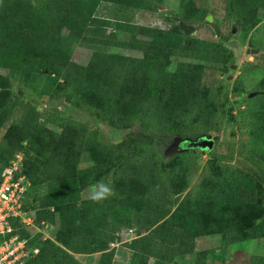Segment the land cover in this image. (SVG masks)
<instances>
[{"label":"trees","instance_id":"trees-1","mask_svg":"<svg viewBox=\"0 0 264 264\" xmlns=\"http://www.w3.org/2000/svg\"><path fill=\"white\" fill-rule=\"evenodd\" d=\"M223 4V23L235 27L244 42L260 20L262 1ZM94 7L83 0H0V55L6 60L1 68L13 75L33 55L43 58L45 71L36 82L24 83L32 98L13 97L1 105L5 116H17L0 140L2 167L25 149L23 173L30 188L23 209L35 225L54 228L51 240L31 234L18 218L10 219L12 235L26 239L31 251L23 264H83L77 256L98 253L110 264L113 251H104L113 235L125 230L134 232L124 244L131 251L129 264H173L196 239L212 233L220 235L221 255L232 245L264 238V112L243 108L235 113L250 92L241 79L227 89L213 74L222 57L235 61L233 51L223 42L198 49L175 31L172 41L160 31L150 40L135 34L119 39L106 33L109 23L93 16ZM180 19L186 23L184 16ZM72 44L93 49L87 65L69 60ZM28 45L32 53L22 49ZM108 48L142 56L109 53ZM52 74L62 80L53 88L48 83ZM9 85L0 74V89ZM252 92L264 98V78ZM43 94L47 99H41ZM40 100L45 107L36 105ZM94 122L113 131L137 130L138 136L116 144ZM226 123L235 125L237 142L227 155L211 152L196 181L199 166L191 151L166 160L147 141L158 136L217 138ZM82 162L93 164L82 170ZM82 175L90 187L109 180L116 196L77 205ZM123 182L136 185L135 192L122 190ZM67 186L73 192L59 193ZM39 188L43 192L33 195ZM190 264H204V258L197 256Z\"/></svg>","mask_w":264,"mask_h":264},{"label":"rangeland","instance_id":"rangeland-1","mask_svg":"<svg viewBox=\"0 0 264 264\" xmlns=\"http://www.w3.org/2000/svg\"><path fill=\"white\" fill-rule=\"evenodd\" d=\"M87 4L94 5L93 16L98 19L106 20L109 25L106 27V33H115L119 39H124L135 34L139 39H152L155 36L152 34L154 31H160L163 33L166 41H172L175 39L172 31L177 33L184 31L182 29H174L178 26V22L174 18H178L179 22L194 27V30L188 36L191 41L195 42L196 48H200L202 45L204 51H206V44H212L214 42H223L233 51L234 60L226 59L222 57L220 65H216V74L218 78L224 80L227 89H230L232 83L236 79H241L245 90L250 92L247 98L241 100L240 104L236 105V110L247 109V110H259L264 112V98L257 99V92H252L264 78V0H253L255 3L261 4L260 9V20L256 26L247 35L244 42L241 41V33L232 26H227L223 23V0H154L148 7H144L147 4V0H83ZM184 16L186 23L180 18ZM210 17L211 21H207L206 17ZM205 17V18H204ZM211 24H215L220 34L217 36L213 31ZM121 25V27H119ZM234 29V32H232ZM226 38L222 40V38ZM11 43V42H9ZM248 44H250L248 46ZM26 52L32 53V48L28 45L23 47ZM208 50V48H207ZM257 50V53L254 51ZM93 49L88 48L81 44H72L69 51V60L81 65H87ZM107 52L114 54H121L130 57H141V52L124 50L119 48H108ZM202 54V53H201ZM205 56V52L202 54ZM58 59V58H57ZM56 60V59H55ZM6 61L2 59L0 55V64ZM234 61V62H233ZM24 65L21 68L16 69L13 75L9 74L8 69H3L0 66V74L2 78L9 79L10 85L6 89H0V140L1 137H5L7 129L10 124L16 119L15 114L5 116L2 111V103L8 101L10 98L19 97L25 101L26 96L32 98V94L24 86L25 82L34 83L39 79L45 71L43 69L44 60L43 58L29 55L24 58ZM191 64H201L202 61L191 60L188 61ZM232 63L229 71L220 73L221 68ZM234 66V67H233ZM175 68V62L172 61L169 65V69ZM62 82L61 77L58 74H52L48 76V83L53 88L57 84ZM4 81L2 84H5ZM42 100L47 99V95H42ZM39 107H45L44 102L41 100L36 102ZM78 117L87 118V115L81 114L78 111H74ZM95 128H98L104 138L110 142L120 144L130 138L138 136L137 130L127 131H113L102 125L97 126V123H93ZM213 137L214 144L210 151H194L191 152L195 158V162L199 166V172L195 177L196 181L200 175L201 168L205 165L206 160L210 159L211 152L220 155H227L229 153L228 148L232 143H236L238 140V134L236 127L233 123H226L219 133V135ZM180 137V136H176ZM146 138V136H144ZM172 138L175 137H164L158 136L155 138L147 137L149 145L159 154H161L166 160H170L177 155L182 153L169 154L167 153L168 146L172 142ZM23 141V140H22ZM26 142V141H23ZM25 144V143H24ZM186 157L190 153H185ZM236 158V151L233 155ZM93 163L82 162L79 165L80 169H86ZM231 164H236L235 160L231 161ZM2 163L0 162V170ZM79 179L78 190L79 197L76 201L77 205H81L83 202L90 200L89 191L90 186L85 185V177ZM122 190L127 192H135V186H129L126 182L119 184ZM73 186H67L65 188H59V193L70 194L73 192ZM263 194L264 202V189L261 190ZM43 189H36L34 193H42ZM137 192V191H136ZM137 196H142L140 191L137 192ZM186 192L181 196L183 197ZM181 200V199H180ZM176 206L172 207V211ZM45 238L52 240V232L54 228L48 226V228L40 229ZM134 237L132 230H125L118 234L113 235L110 244L106 247L104 253H108L111 250L113 255L110 264H129L131 251L125 247V243L131 241ZM220 235L212 233L204 238H199L190 245V250L183 253L173 264H190L197 256L204 258V264H264V238L251 240L229 247L224 255H221L218 251ZM103 253L77 256V258L83 264H104L105 257ZM153 264V263H150Z\"/></svg>","mask_w":264,"mask_h":264},{"label":"built area","instance_id":"built-area-1","mask_svg":"<svg viewBox=\"0 0 264 264\" xmlns=\"http://www.w3.org/2000/svg\"><path fill=\"white\" fill-rule=\"evenodd\" d=\"M57 109L62 110V106ZM25 159L26 151L23 148L0 170V264H23L31 252L26 239L12 235L10 219L18 218L23 228L31 234H43L40 229L48 228L44 223L35 225L29 212L23 209L30 188V182L23 173Z\"/></svg>","mask_w":264,"mask_h":264},{"label":"water","instance_id":"water-1","mask_svg":"<svg viewBox=\"0 0 264 264\" xmlns=\"http://www.w3.org/2000/svg\"><path fill=\"white\" fill-rule=\"evenodd\" d=\"M174 20L178 22V26L175 27L174 29H178V28L182 29L184 31V34H189L190 32H192L194 30V27L188 26V25H185V24L179 22L178 18H174ZM206 20L210 22L211 18L208 16V17H206ZM211 27H212L213 31L215 32V34L217 36H219L220 31H219L218 27L215 24H211ZM232 32H234V29H232ZM249 45L250 44H248V46ZM254 53H257V50H255ZM213 144H214V140L210 135H203V136L197 137L195 139L176 138L172 144L173 150H172L171 154L181 153L183 151H186L189 148H192V149L198 148L200 150L210 151L213 148Z\"/></svg>","mask_w":264,"mask_h":264},{"label":"clouds","instance_id":"clouds-1","mask_svg":"<svg viewBox=\"0 0 264 264\" xmlns=\"http://www.w3.org/2000/svg\"><path fill=\"white\" fill-rule=\"evenodd\" d=\"M114 196H116V192L111 182L103 178L93 184L89 191V199L97 204Z\"/></svg>","mask_w":264,"mask_h":264},{"label":"flooded vegetation","instance_id":"flooded-vegetation-1","mask_svg":"<svg viewBox=\"0 0 264 264\" xmlns=\"http://www.w3.org/2000/svg\"><path fill=\"white\" fill-rule=\"evenodd\" d=\"M176 138H178V137L172 138V142H171V144H169V146H168V150H167L168 155L171 154V152H172V150H173L172 144H173V142H174V140H175ZM179 138L184 139L183 137H179ZM195 138H197V137H193V138H190V139H195ZM212 138H213V137H212ZM179 146H180V145H179ZM186 151H191V152H193V151H202V152H204V150H200V149H198V148H197V149L189 148V149H187ZM186 151H183V152H186ZM183 152H181V153H183ZM171 155H172V154H171Z\"/></svg>","mask_w":264,"mask_h":264}]
</instances>
